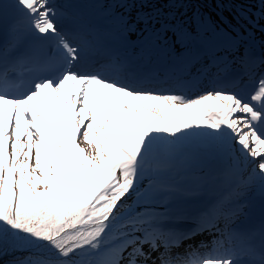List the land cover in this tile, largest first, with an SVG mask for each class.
I'll return each instance as SVG.
<instances>
[{"label":"snow or ice","instance_id":"snow-or-ice-1","mask_svg":"<svg viewBox=\"0 0 264 264\" xmlns=\"http://www.w3.org/2000/svg\"><path fill=\"white\" fill-rule=\"evenodd\" d=\"M156 2L0 0V264H264V0Z\"/></svg>","mask_w":264,"mask_h":264},{"label":"rangeland","instance_id":"rangeland-1","mask_svg":"<svg viewBox=\"0 0 264 264\" xmlns=\"http://www.w3.org/2000/svg\"><path fill=\"white\" fill-rule=\"evenodd\" d=\"M215 1V0H214ZM101 3L104 2V0H100ZM177 3V0H176ZM235 3L239 4L241 3V0H235ZM186 5V6H185ZM197 5H199V7H197ZM210 2L204 3L203 5L199 2H192V0H179V3L175 4V6H173L172 3H170V0H165L162 2H156L154 3V5H149L148 7L145 8L146 11L150 10L151 7H156V8H160L163 12L165 13H175L176 15L180 16L181 18H184L185 16H191L193 12H204L205 14H209V12L204 8H207L208 10H212L213 11V15H215L217 17V12H219L218 9L213 10L212 6L210 7ZM202 6V7H201ZM253 12H255V10L253 9ZM229 14L230 18L231 14L229 12L226 13V15ZM214 18V17H213ZM218 18V17H217ZM193 74L196 73V69L192 70ZM201 79H204V77H201ZM203 239H206V237L204 236ZM199 240H202L200 237H197L196 240L194 242H199Z\"/></svg>","mask_w":264,"mask_h":264},{"label":"trees","instance_id":"trees-1","mask_svg":"<svg viewBox=\"0 0 264 264\" xmlns=\"http://www.w3.org/2000/svg\"><path fill=\"white\" fill-rule=\"evenodd\" d=\"M162 1H165V0H158V2H162ZM192 2H194V3H196V2H199V3H201L202 5L204 4V3H207V2H210V7L212 6V9L213 10H216L217 8L215 7V4H216V0L214 1V0H192ZM177 3H179V0H177ZM177 3H175V4H177ZM186 6V5H185ZM197 7H199V5H197ZM202 7V6H201ZM203 9H205V10H207L208 12H209V14L211 15V14H213V11L212 10H208L207 8H204V7H202ZM219 10V9H218ZM226 13L227 12H225L224 13V15L229 19V20H231L232 18H230V16H229V14H227L226 15ZM231 14V13H230ZM213 17H214V19H217V17L215 16V15H213ZM231 17H232V14H231Z\"/></svg>","mask_w":264,"mask_h":264},{"label":"bare ground","instance_id":"bare-ground-1","mask_svg":"<svg viewBox=\"0 0 264 264\" xmlns=\"http://www.w3.org/2000/svg\"><path fill=\"white\" fill-rule=\"evenodd\" d=\"M209 86V80L208 79H206V80H204V81H202L201 80V84H200V86H198V87H196V88H192L191 90H188V91H186V94H192V96H195V95H197V94H200L201 93V91L203 90V87H208ZM259 203V201L258 200H256V201H254L252 204H254V203ZM251 204V205H252ZM249 208V206L248 207H245V209H244V211L246 210V209H248Z\"/></svg>","mask_w":264,"mask_h":264}]
</instances>
